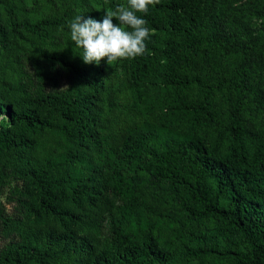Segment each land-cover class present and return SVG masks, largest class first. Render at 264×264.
<instances>
[{"label":"trees","instance_id":"1","mask_svg":"<svg viewBox=\"0 0 264 264\" xmlns=\"http://www.w3.org/2000/svg\"><path fill=\"white\" fill-rule=\"evenodd\" d=\"M122 3L63 0L62 11L31 21L0 0V58L24 42L76 80L69 91L18 96L0 63V180L11 165L31 195L0 264H264V95L242 69L264 40L221 35L206 0L149 6L138 13L152 30L147 51L123 60L121 81L151 117L107 131L106 59L84 64L68 24L102 21ZM221 51L239 64L222 67ZM99 223L101 245L86 229Z\"/></svg>","mask_w":264,"mask_h":264},{"label":"rangeland","instance_id":"2","mask_svg":"<svg viewBox=\"0 0 264 264\" xmlns=\"http://www.w3.org/2000/svg\"><path fill=\"white\" fill-rule=\"evenodd\" d=\"M23 9V16L29 20L45 16L50 12L62 11L63 0H8ZM80 2L79 9H84L87 0ZM207 11L216 31L234 41L246 42L264 40V0H206ZM87 6L85 7V9ZM96 9L98 5L95 6ZM114 24L119 22L113 18ZM55 45H61L62 36L54 35ZM240 56L233 52H219L217 60L222 67L232 69L239 64ZM3 63V77L9 91L18 96L23 91L31 95L37 93H59L75 87V76L64 66L49 65L27 43L10 44L0 63ZM123 60L112 65L105 62L104 78H111L114 90L106 94L103 112L99 124L107 131H114L133 121H145L151 116L142 108L137 109L133 103L129 87L121 81L124 70ZM108 69V70H107ZM243 77L250 88L264 95V50L256 53L244 63ZM221 104V98L216 101ZM111 103V105H110ZM4 118V116H0ZM31 195L25 180L7 166L6 175L0 180V253L11 243L20 240L19 226L25 221ZM89 237L101 245L107 236L104 223L87 226ZM174 264H197V261L176 259Z\"/></svg>","mask_w":264,"mask_h":264},{"label":"clouds","instance_id":"3","mask_svg":"<svg viewBox=\"0 0 264 264\" xmlns=\"http://www.w3.org/2000/svg\"><path fill=\"white\" fill-rule=\"evenodd\" d=\"M160 0H126L114 9L105 11L102 21L75 16L68 24L70 39L82 50L84 64L99 65L106 59L108 65L118 60L134 59L147 51L146 41L152 30L139 14H147L149 6ZM115 18L119 24H113Z\"/></svg>","mask_w":264,"mask_h":264}]
</instances>
